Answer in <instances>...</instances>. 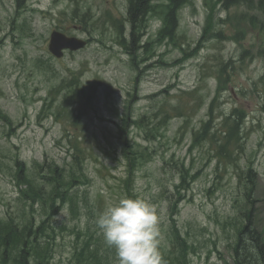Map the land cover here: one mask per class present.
I'll return each instance as SVG.
<instances>
[{
	"label": "rangeland",
	"instance_id": "rangeland-1",
	"mask_svg": "<svg viewBox=\"0 0 264 264\" xmlns=\"http://www.w3.org/2000/svg\"><path fill=\"white\" fill-rule=\"evenodd\" d=\"M84 2L86 5L82 12H86L87 6H90L96 20L93 30L96 41L75 56L67 53L61 60H50L48 42L52 29L65 27L74 34L91 37V33L78 28L70 16L64 14L70 13L73 5L67 0H26L16 17L19 9L17 0H0V108L14 121L10 130L9 125L0 119V161L4 163L0 165V219L8 218L7 214L15 216L18 221H21L24 213L27 216L33 214L36 220L45 216L40 207L36 206L33 213L29 204L20 199L19 187L13 178L14 171H8L7 166H13L15 158L19 157L29 168L51 161L68 167L73 162L75 151L69 138L78 137L87 157L84 172L91 182L80 185L81 200L85 193L87 200L80 203L79 218L72 219L66 205L53 219L58 231L53 263L79 264L76 261V256L79 257L77 249L81 248L79 241L87 238L89 231L94 234L93 242L98 237L103 245L100 254L109 256L110 264H117L114 250L104 244L95 219L107 205L126 196L127 166L118 127L124 109L130 103L133 117L145 114L154 118L163 105L171 109L172 105L179 103L182 90H194L203 84L202 90L196 92L195 96L186 94L182 98V105L188 113L196 106L184 134L179 130L183 118L169 120L159 129L158 138L153 142L144 140L143 130L134 126L130 128L131 138L142 147L149 145L156 150L152 161L138 166L132 183L137 196L148 200L157 209L160 252L177 261L176 256L180 253L171 236L169 217L170 198L175 196V185L178 183V174L174 169L178 172L179 169L175 163L180 165L184 162L191 173H198V178L192 180L189 191L184 194L186 199L180 204L178 215L182 235L192 247L190 262L234 264L236 226L246 224L244 213L249 210L244 190H240L236 168L216 157L215 144L204 142L190 150L191 128L198 129L201 122L208 119V107L217 88V82L213 79L200 82L202 68H212L220 57L225 61L233 60L237 71L234 77L231 74L232 82L216 105L214 130L221 128L224 117L234 108L245 111L246 154L242 155L239 163L246 168L253 162L257 170L251 217L259 231L264 233V56L259 54L264 47V29L249 31L240 41L213 39L207 42L197 57L184 65L175 62L182 57L177 47L161 43L154 46L149 60L145 63L140 60V69L136 71L130 65V56L115 43L112 22L107 23L109 29L101 22L107 20L108 12L113 17L126 16L127 1ZM238 11L219 8L216 30L231 37L237 27L236 22L226 20ZM206 13L204 0H195L194 6H187L181 11L178 32L182 40L179 43L185 49L192 50L197 45ZM25 19L32 29L26 30L25 38H21L19 26ZM159 22H151L150 34H155L157 26L161 24ZM32 30L34 36L28 38ZM146 39L150 37L145 36ZM245 49L250 50L254 57L250 59L247 56L246 63L242 64L240 57ZM46 63H52V66L48 68ZM82 65L86 67L83 83L88 85L95 82L97 88L92 98L83 100L80 122L75 123L67 116L55 119L51 114L40 120L38 114L49 90L68 75L69 69L76 70ZM200 96L202 100L198 103ZM57 105L53 106V111L58 109ZM65 130L69 131V137L64 136ZM34 171L29 170L30 175ZM65 225L68 229L61 230ZM76 228L83 234L77 236V233H73ZM0 252H4L3 248H0ZM11 253L8 250L0 257V264L4 259L9 262L16 258L15 252ZM83 262L80 264H90L89 261Z\"/></svg>",
	"mask_w": 264,
	"mask_h": 264
},
{
	"label": "trees",
	"instance_id": "trees-1",
	"mask_svg": "<svg viewBox=\"0 0 264 264\" xmlns=\"http://www.w3.org/2000/svg\"><path fill=\"white\" fill-rule=\"evenodd\" d=\"M129 21L131 22V43L129 44L132 51V55L136 58L135 50L138 47L139 38L143 35L145 28L144 24L147 17L156 16L157 12H163L164 15V27L160 31L161 37L169 36L173 42H175V33L178 27V12L179 10L189 3L191 0H163L158 5L153 3L160 0H129ZM217 3L222 4L225 8L229 9L232 6H244L247 10L240 15V23L246 22L249 18L252 23L258 20L259 15H252V12L256 9L261 13H264V0H217ZM161 7L163 11L158 8ZM90 11V7H89ZM154 13V14H153ZM214 9H211L207 16V29L211 32L210 27L213 25ZM119 23V30H122V26ZM24 33V28L21 29ZM207 30L205 29V34ZM121 35L123 32L121 31ZM124 40V35L122 36ZM147 49V46H146ZM79 76H73V80L70 85V97L71 100L78 102V105L82 104L84 95L78 88L76 83ZM178 108L180 115L183 114L182 109ZM0 117L6 122L11 124L10 118L0 111ZM76 118V116H75ZM131 113L129 107L124 115L123 123L120 127V140L123 146V156L126 160L128 177L126 180L125 191L127 197L135 198L137 194L134 190V186L131 184L134 173L138 166L143 165L149 159L148 148H143L137 144L133 138L129 137L130 124L146 127L147 136L152 138L156 137L154 129L157 125L150 127L146 119L130 120ZM241 119L240 113L235 111L233 115L226 118L224 122V131L220 132V136L215 140H219V154L224 159L232 158V146L239 141V135L241 131ZM212 125V119L205 123L198 134L203 140L207 139L210 135ZM155 135V136H154ZM196 136V138L198 137ZM151 138V137H149ZM148 149V150H147ZM77 170L72 169L66 171L59 168L56 165H50L47 173H42V170L35 171L30 175L29 170L20 161L16 162L15 173L13 177L18 182L20 187V198L31 208L32 212H35L36 206L40 207L41 212L45 215L40 220H36L34 215L27 216L25 213L22 215L21 221L16 220L10 216L8 220L0 219V248H3L4 252H0V257L9 250L13 254L17 255L16 258L9 262L4 259L3 264H55L54 262V245L58 236L56 226L53 224V218L57 214L62 205H69L70 213L72 216H77L80 213V193L76 185L85 184L90 182L84 177L80 170V157L84 156V152L78 149L77 153ZM80 159V161H79ZM189 170H184L181 174V181L175 185L176 196L170 200V219H171V236L174 237L175 246L178 247V253L176 256L177 261H173L167 254L161 252L165 264H190L188 259V249L190 248L184 239L181 230L178 226L177 216L180 212V203L184 200V190L189 188L188 176ZM244 178V175H241ZM247 180L246 190V205L248 206L244 215L246 217V224L236 226V242L234 245L235 264H264V233L259 231L256 223L253 222L251 214L253 212V193L255 190V179L252 170H250L245 177ZM243 213V212H242ZM68 229L67 226H62L61 230ZM81 231L75 229L73 233L80 235ZM87 238H84L81 243L80 250L77 249L76 261L80 264L83 261H89L90 264H110L109 256H103V245L100 241L94 240V234L87 232ZM78 245V244H77ZM76 245V246H77ZM76 246L74 249L76 250ZM176 250V249H175ZM104 254V253H103ZM108 255V254H107Z\"/></svg>",
	"mask_w": 264,
	"mask_h": 264
},
{
	"label": "clouds",
	"instance_id": "clouds-1",
	"mask_svg": "<svg viewBox=\"0 0 264 264\" xmlns=\"http://www.w3.org/2000/svg\"><path fill=\"white\" fill-rule=\"evenodd\" d=\"M95 226L117 264H165L157 209L148 200L121 197L98 213Z\"/></svg>",
	"mask_w": 264,
	"mask_h": 264
},
{
	"label": "water",
	"instance_id": "water-1",
	"mask_svg": "<svg viewBox=\"0 0 264 264\" xmlns=\"http://www.w3.org/2000/svg\"><path fill=\"white\" fill-rule=\"evenodd\" d=\"M85 45L84 42L74 39V38H67L66 36L54 33L52 36L51 42V50L57 55L62 56V49L63 48H71V49H79Z\"/></svg>",
	"mask_w": 264,
	"mask_h": 264
}]
</instances>
